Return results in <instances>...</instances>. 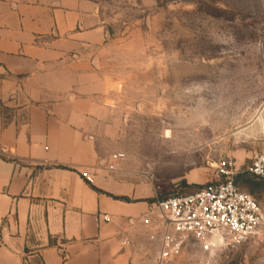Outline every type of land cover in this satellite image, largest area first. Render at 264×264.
I'll list each match as a JSON object with an SVG mask.
<instances>
[{"label":"rangeland","instance_id":"374dc122","mask_svg":"<svg viewBox=\"0 0 264 264\" xmlns=\"http://www.w3.org/2000/svg\"><path fill=\"white\" fill-rule=\"evenodd\" d=\"M89 1L105 32L81 94L99 162L121 155L109 175L152 203L227 166L264 208V179L248 172L264 150V0ZM156 254L148 244L142 264ZM168 264H264V226L213 250L190 238Z\"/></svg>","mask_w":264,"mask_h":264},{"label":"crops","instance_id":"0c3cea01","mask_svg":"<svg viewBox=\"0 0 264 264\" xmlns=\"http://www.w3.org/2000/svg\"><path fill=\"white\" fill-rule=\"evenodd\" d=\"M104 32L89 0H0V264H142L152 243L146 193L88 135L81 79Z\"/></svg>","mask_w":264,"mask_h":264},{"label":"built area","instance_id":"2783aa9c","mask_svg":"<svg viewBox=\"0 0 264 264\" xmlns=\"http://www.w3.org/2000/svg\"><path fill=\"white\" fill-rule=\"evenodd\" d=\"M120 160L121 155L114 154L109 170L117 169ZM248 172L264 179V150L256 155ZM220 175L221 179L200 185L191 192L150 203L140 224L148 240L156 245V264H168L178 257L190 238L205 250H213L235 246L259 235L264 226L261 203L236 185V172L226 166ZM110 219L109 215H103V220Z\"/></svg>","mask_w":264,"mask_h":264},{"label":"trees","instance_id":"16d2710c","mask_svg":"<svg viewBox=\"0 0 264 264\" xmlns=\"http://www.w3.org/2000/svg\"><path fill=\"white\" fill-rule=\"evenodd\" d=\"M236 185H237V184H236ZM237 186H238V185H237ZM199 187H200V186H197L196 189L199 188ZM239 188H240V187H239ZM193 190H195V189H193ZM193 190H192V191H193Z\"/></svg>","mask_w":264,"mask_h":264}]
</instances>
